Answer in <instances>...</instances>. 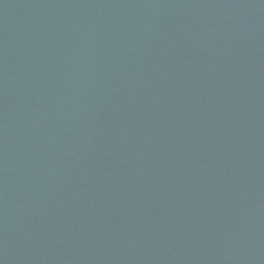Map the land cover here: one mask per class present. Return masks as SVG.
I'll use <instances>...</instances> for the list:
<instances>
[{
	"label": "water",
	"instance_id": "obj_1",
	"mask_svg": "<svg viewBox=\"0 0 264 264\" xmlns=\"http://www.w3.org/2000/svg\"><path fill=\"white\" fill-rule=\"evenodd\" d=\"M0 264H264V0H0Z\"/></svg>",
	"mask_w": 264,
	"mask_h": 264
}]
</instances>
